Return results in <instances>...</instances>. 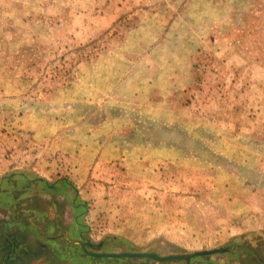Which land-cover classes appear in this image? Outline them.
<instances>
[{
  "label": "rangeland",
  "instance_id": "374dc122",
  "mask_svg": "<svg viewBox=\"0 0 264 264\" xmlns=\"http://www.w3.org/2000/svg\"><path fill=\"white\" fill-rule=\"evenodd\" d=\"M0 264H264V0H0Z\"/></svg>",
  "mask_w": 264,
  "mask_h": 264
},
{
  "label": "water",
  "instance_id": "95a60500",
  "mask_svg": "<svg viewBox=\"0 0 264 264\" xmlns=\"http://www.w3.org/2000/svg\"><path fill=\"white\" fill-rule=\"evenodd\" d=\"M90 244V242H86ZM223 248H212V249H205V250H196L187 253H174V254H166V255H159L155 252H147V251H139V252H93V251H86L88 254L93 256L99 257H147L159 262L171 261V260H190L196 256H203L208 254H213L216 252L223 251Z\"/></svg>",
  "mask_w": 264,
  "mask_h": 264
}]
</instances>
